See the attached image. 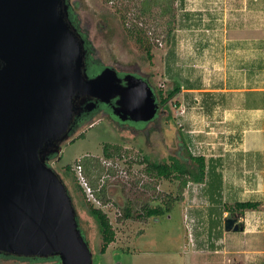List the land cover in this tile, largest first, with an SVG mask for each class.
Masks as SVG:
<instances>
[{
	"label": "rangeland",
	"instance_id": "374dc122",
	"mask_svg": "<svg viewBox=\"0 0 264 264\" xmlns=\"http://www.w3.org/2000/svg\"><path fill=\"white\" fill-rule=\"evenodd\" d=\"M141 2L72 0L92 43L93 57L102 65L148 77L160 102L181 89L163 107L165 113L143 130L129 126L120 130L104 114H94L62 144L60 158L50 161L73 197L93 264H206V257L194 256L195 248L220 251L247 243L263 252L264 109H247L244 90L259 89L257 101L264 105V0H170L175 15L171 36L167 31L171 18L162 15L168 2L160 0L147 15L141 14ZM129 25L134 26L133 35ZM137 37L143 38L142 46ZM105 143L119 145L129 155L106 169L110 177L100 181V188L108 185L112 203L94 205L108 215L116 233L115 242L103 254L100 227L88 212V198L73 166L86 156L102 160ZM184 149L209 163L220 160L217 172L223 177V190L221 197L216 196L218 202L210 199L208 183H191L185 200L170 213L139 216L144 205L157 204L160 194L138 185L139 178L149 179L141 174V165L130 167L128 160L147 156L152 162L167 163ZM120 170L127 175H119ZM177 185L162 180L158 191L176 196ZM248 200L261 201V210L238 219L243 232H226L229 215L221 217L223 204ZM130 203L132 217L125 218ZM220 259L213 258L212 264H225ZM54 262L0 258V264Z\"/></svg>",
	"mask_w": 264,
	"mask_h": 264
},
{
	"label": "water",
	"instance_id": "95a60500",
	"mask_svg": "<svg viewBox=\"0 0 264 264\" xmlns=\"http://www.w3.org/2000/svg\"><path fill=\"white\" fill-rule=\"evenodd\" d=\"M88 72L68 0H0V256L93 264L73 197L50 161L99 104L132 123L152 121L159 105L143 78L112 67ZM236 221L226 229L243 231Z\"/></svg>",
	"mask_w": 264,
	"mask_h": 264
},
{
	"label": "trees",
	"instance_id": "16d2710c",
	"mask_svg": "<svg viewBox=\"0 0 264 264\" xmlns=\"http://www.w3.org/2000/svg\"><path fill=\"white\" fill-rule=\"evenodd\" d=\"M159 1L160 0H143V2H141V4L143 5L141 14H149L151 12V9H153L155 5L159 4ZM166 1L169 4L167 3V7H162V15H169V17L171 18L167 22L168 36H171L173 30V27L171 25L174 22L175 15L171 9L172 3L170 2V0ZM133 27V25H129V27L127 28V30L131 32V34L134 30ZM135 41H137V43H140L141 46L144 42L143 38L140 37H137ZM147 50V54L151 52V48H148ZM104 67L105 66L102 65L99 59H95L93 56H90L88 58V73L91 76L98 74L101 70L104 69ZM180 92L181 89H176L170 92L166 98L161 97L162 105L165 106L166 104H168V102L173 100L175 96H177ZM80 138L84 139L85 134H81ZM184 151L185 149L179 153L178 157L172 158L171 161L167 163L152 162L147 156H144L143 158L140 156H136L135 159L130 158L128 160L131 165L130 167H133L136 164L141 165L143 167L141 170V174L149 179L147 181H144L139 178L140 180H138V185H140L144 191H153L154 194H160L159 197L156 196L155 198L157 200V204L153 206H150L148 204L144 205L142 213H140L139 216L148 219L151 217L170 213L178 203H181L185 200L184 197L187 188L191 183L203 185L208 183L211 196L210 199H212V201L215 203L218 202L216 196L218 195L221 197L223 190V177L220 173L217 172V164L220 162V160L211 159L209 163L203 156H193L187 150L186 153ZM126 155H129L128 152L119 145L105 143L103 147L102 160L94 156L84 157L83 166L85 175L91 187L95 191L97 201H99L101 205L106 206L112 203L111 198L109 197L108 185L105 184L101 188L99 187L100 181L105 175L107 169L103 163V160H123L127 158ZM66 170L70 172L71 166H66ZM162 180H171L177 182L178 185L176 196L172 195L171 197H169V195H165L163 192L158 191ZM88 203V212L90 216L96 220L101 230L103 245L100 252L104 254L107 252L109 246L115 242L116 233L113 229V225L108 215L102 209L96 207L92 202L88 201ZM262 205L263 203L261 201L253 200L235 201L231 204L226 202L223 204L224 209L221 211V217H224V214H228L229 217L225 218L226 221L230 218L240 219L243 218L247 212L260 211ZM132 208V204L131 206L129 205L126 208L125 218L132 217ZM119 220H122V218H120ZM213 222L214 221H211V223ZM213 227H216L215 222L212 224V228ZM0 258H4V256H0Z\"/></svg>",
	"mask_w": 264,
	"mask_h": 264
},
{
	"label": "crops",
	"instance_id": "0c3cea01",
	"mask_svg": "<svg viewBox=\"0 0 264 264\" xmlns=\"http://www.w3.org/2000/svg\"><path fill=\"white\" fill-rule=\"evenodd\" d=\"M191 90V89H189ZM194 90V89H192ZM241 89H232L230 92H239ZM259 90V89H258ZM258 90H244L248 94V104L249 100L252 102L250 105H246V108L249 110H263L264 105L263 103H259L257 101V92ZM263 145H264V139H263ZM244 231V230H243ZM241 231V232H243ZM226 232H235L234 230H227ZM239 232V231H238ZM237 232V233H238ZM194 256L198 257H206L207 262L206 264H212L213 261L212 259L214 258L215 260L220 259L219 257H223L222 254L224 255V259L222 260V263L225 264H264V251H259L258 249L254 248L253 246H250L249 243L247 244H242L239 245L238 247H230L225 250H211V251H204L200 249H194L193 251Z\"/></svg>",
	"mask_w": 264,
	"mask_h": 264
},
{
	"label": "flooded vegetation",
	"instance_id": "af4514ba",
	"mask_svg": "<svg viewBox=\"0 0 264 264\" xmlns=\"http://www.w3.org/2000/svg\"><path fill=\"white\" fill-rule=\"evenodd\" d=\"M68 3L70 5V20L73 22L74 26L78 29L79 33L81 34L82 38L86 41V48L88 50V58L90 56H93V48L91 47V41L89 39V36L87 33H85L83 31V28L81 27V23L79 21V15L77 13V10H75V7L74 5L72 4V0H68ZM92 49V51H91ZM108 67V66H106ZM105 68V67H104ZM118 74L120 77H125L129 74L131 75H134V76H137V77H140V78H143L145 81H147L149 83V85L152 87L153 91H154V94L157 98V102H158V105H159V110H158V113H157V116L155 117V119H153L152 121L150 122H147V123H132V122H121L117 117L114 116L113 114V111L111 109V106H108V105H105V104H99L98 105V108L97 110L92 113L91 115H84L81 119H79L77 122H76V127H75V132L78 131L86 122L87 120H89L90 117H92L94 114H98V113H102L104 114L105 116L108 117V119L112 120L113 122H115L117 125H118V128H120V130L124 127H132V128H135L137 130H143L144 127H147L149 126L151 123L155 122L157 119H159V117H161L162 114L165 113V108H163L164 106L162 105V103L158 100V97L156 95V92H155V89L154 87L152 86L150 80L148 79V77H145L144 75H142L141 73L140 74H134V73H123V72H119L117 70ZM114 104V101L112 103V105ZM116 125V126H117ZM120 126V127H119ZM148 134V132H147ZM234 224H239V221H236L234 222ZM240 225V224H239ZM3 257V256H2ZM9 258H12V257H4V259H9ZM20 259V258H18ZM22 259V258H21ZM23 260H27V261H39V262H43V261H55L54 263L56 264V262H59L58 264H60V261L57 259V258H52V259H47V260H40V259H23Z\"/></svg>",
	"mask_w": 264,
	"mask_h": 264
},
{
	"label": "built area",
	"instance_id": "2783aa9c",
	"mask_svg": "<svg viewBox=\"0 0 264 264\" xmlns=\"http://www.w3.org/2000/svg\"><path fill=\"white\" fill-rule=\"evenodd\" d=\"M83 159H84V157L76 160V162L73 166L74 174L76 176V179H77L79 185L83 188L84 193L86 194V196L88 198V201L92 202L93 204L97 203L98 205H101L100 202L97 201L95 191L91 187V185H90V183H89V181L85 175L84 166H83ZM116 161H119V160H116ZM116 161L103 160V163L106 166L107 170H109L110 168L114 167V164L116 163ZM119 175H121L122 177H125L127 175V173L124 170H120ZM108 177H110V175H104L102 177L101 181L104 183L105 179H107Z\"/></svg>",
	"mask_w": 264,
	"mask_h": 264
}]
</instances>
